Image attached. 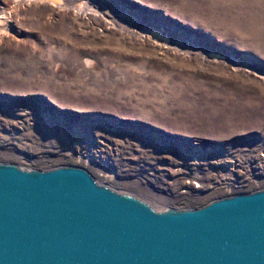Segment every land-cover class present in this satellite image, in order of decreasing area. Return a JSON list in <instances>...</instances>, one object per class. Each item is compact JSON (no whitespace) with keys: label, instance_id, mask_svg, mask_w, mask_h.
<instances>
[{"label":"rangeland","instance_id":"rangeland-1","mask_svg":"<svg viewBox=\"0 0 264 264\" xmlns=\"http://www.w3.org/2000/svg\"><path fill=\"white\" fill-rule=\"evenodd\" d=\"M263 153L264 0H0V162L164 210Z\"/></svg>","mask_w":264,"mask_h":264},{"label":"water","instance_id":"water-1","mask_svg":"<svg viewBox=\"0 0 264 264\" xmlns=\"http://www.w3.org/2000/svg\"><path fill=\"white\" fill-rule=\"evenodd\" d=\"M0 264H264V188L156 210L82 167L0 162Z\"/></svg>","mask_w":264,"mask_h":264},{"label":"built area","instance_id":"built-area-1","mask_svg":"<svg viewBox=\"0 0 264 264\" xmlns=\"http://www.w3.org/2000/svg\"><path fill=\"white\" fill-rule=\"evenodd\" d=\"M235 165H237L238 167H235ZM230 166L234 167L233 171H234L235 177L233 178V181H234L233 183L237 188L235 191H239L238 189H241L242 187H244L245 186L244 183L246 182H255V183L261 182L263 183V185L257 188L256 190L264 188V153L261 155V157H258L253 164L251 163L248 164L244 169L238 163H235ZM195 186L199 187V184L195 183ZM230 191L231 190H229V192ZM235 191L227 194L226 196L239 193ZM222 197H225V196H222Z\"/></svg>","mask_w":264,"mask_h":264}]
</instances>
